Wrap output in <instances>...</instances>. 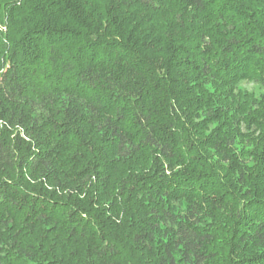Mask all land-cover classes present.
I'll use <instances>...</instances> for the list:
<instances>
[{"label":"trees","instance_id":"1","mask_svg":"<svg viewBox=\"0 0 264 264\" xmlns=\"http://www.w3.org/2000/svg\"><path fill=\"white\" fill-rule=\"evenodd\" d=\"M264 0H0V264H264Z\"/></svg>","mask_w":264,"mask_h":264},{"label":"rangeland","instance_id":"2","mask_svg":"<svg viewBox=\"0 0 264 264\" xmlns=\"http://www.w3.org/2000/svg\"><path fill=\"white\" fill-rule=\"evenodd\" d=\"M239 87L242 89H246L250 92H253L256 96H260L261 94L264 93V87L255 81L243 79L239 83Z\"/></svg>","mask_w":264,"mask_h":264}]
</instances>
